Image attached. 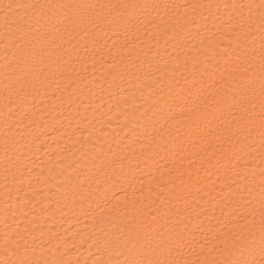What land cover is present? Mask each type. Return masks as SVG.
<instances>
[{"label":"snow or ice","instance_id":"6c2138e0","mask_svg":"<svg viewBox=\"0 0 264 264\" xmlns=\"http://www.w3.org/2000/svg\"><path fill=\"white\" fill-rule=\"evenodd\" d=\"M0 185V264H264V0H0Z\"/></svg>","mask_w":264,"mask_h":264},{"label":"bare ground","instance_id":"6f19581e","mask_svg":"<svg viewBox=\"0 0 264 264\" xmlns=\"http://www.w3.org/2000/svg\"><path fill=\"white\" fill-rule=\"evenodd\" d=\"M180 2H183V0H180ZM101 56H103L104 59H107L108 53H107V50H106V49H105L102 53L97 54V60H98V61H101V62L98 63L97 66H96L95 75H96L97 78H102L101 71H102V67H103V61L101 60ZM77 70H80V69H79V66H77ZM87 75H88L89 77H91V75H92L91 65H89V72L87 73ZM125 86L127 87V82H125ZM100 95H101L100 92L97 91V93H96V98H95V103H99V102H100ZM103 95H104V97H105V98H104V101H103V103H104V110H106V109H107V106H108L109 98H108V95H107L106 92H105ZM112 102L115 103V102H116L115 99H113ZM81 111H83V109H81ZM111 123L114 125V124L116 123L115 119H113V120L111 121ZM107 131H108V132H111L112 129H111V128H107ZM47 144H48V145H52V144H53L52 140L49 139V140L47 141ZM63 148H64V143L62 142V143L59 145V149H63ZM59 149H57L54 145H53L52 147H46L44 152H40V153L38 154V155L41 157V159H36V157L34 156V157H33V160H35L36 165H40V164L46 162V160H47V157L45 156V152H47V153H48L50 156H52L53 159H54L57 155L60 154ZM36 171H39V168H36ZM0 187H2V185H0ZM2 195H3V193H2V191H0V196H2ZM57 227H58V228L60 227V223H59V221L57 222ZM64 227L66 228V227H68V225L65 224ZM69 238L71 239V235H69ZM77 246L79 247V243H78ZM93 251H94V250H93ZM79 255H80V258H81V259L86 258V257H89V252H88L86 246H84V247H80ZM74 258H75V257H74Z\"/></svg>","mask_w":264,"mask_h":264}]
</instances>
